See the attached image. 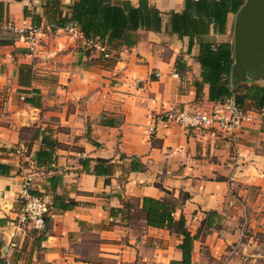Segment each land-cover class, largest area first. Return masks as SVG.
Returning <instances> with one entry per match:
<instances>
[{
  "label": "crops",
  "instance_id": "1",
  "mask_svg": "<svg viewBox=\"0 0 264 264\" xmlns=\"http://www.w3.org/2000/svg\"><path fill=\"white\" fill-rule=\"evenodd\" d=\"M75 1L0 0V21L60 25ZM142 1L160 32L109 42L45 30L33 54L0 35V264H264L263 121L231 138L169 120L212 102L198 44L165 30L186 0ZM235 14L205 37L230 44L232 63ZM27 177L52 199L40 231L18 220Z\"/></svg>",
  "mask_w": 264,
  "mask_h": 264
},
{
  "label": "trees",
  "instance_id": "2",
  "mask_svg": "<svg viewBox=\"0 0 264 264\" xmlns=\"http://www.w3.org/2000/svg\"><path fill=\"white\" fill-rule=\"evenodd\" d=\"M243 2L244 0H186L183 11L168 14L165 30L179 38L188 37L189 48L194 40L198 44L197 62L201 78L199 89L203 85L208 86L209 101L218 102L233 95L240 107L245 99L251 98L258 109L264 106L263 88L239 85L231 89L230 44H213L205 39L210 30L214 34H225L227 15L236 13ZM66 23L75 24L86 38L107 39L109 42L128 38L130 33L139 29L160 32L163 28L161 13L142 0L138 7H133L128 2L112 5L107 0H76L70 6L69 18L60 25H54L62 28ZM240 90L243 95L238 94L241 93ZM262 130L264 132V120ZM182 235L185 240L183 259L186 261L189 235L186 231Z\"/></svg>",
  "mask_w": 264,
  "mask_h": 264
},
{
  "label": "built area",
  "instance_id": "3",
  "mask_svg": "<svg viewBox=\"0 0 264 264\" xmlns=\"http://www.w3.org/2000/svg\"><path fill=\"white\" fill-rule=\"evenodd\" d=\"M45 30H60L70 36H76L79 33L75 24H67L62 28H58L55 25L24 26L17 25L10 20L0 21V35L14 36L17 42H21L30 54L35 53ZM99 50L105 54V57L108 56L104 49L99 48ZM159 76L160 74L157 73L156 77ZM132 83L136 92L140 93L142 90L141 81L135 79ZM167 118L186 130H214L217 133L235 138L236 134L246 125L264 120V107L256 110H247L237 104L234 96H230L222 101L212 102L208 109L203 111H170L167 113ZM16 153L21 155L22 151L17 150ZM30 183V177L25 178L22 183V191L20 193L21 210L18 220L26 228L40 231L45 226V218L51 210L52 199L50 195L44 193L31 194L29 192Z\"/></svg>",
  "mask_w": 264,
  "mask_h": 264
},
{
  "label": "water",
  "instance_id": "4",
  "mask_svg": "<svg viewBox=\"0 0 264 264\" xmlns=\"http://www.w3.org/2000/svg\"><path fill=\"white\" fill-rule=\"evenodd\" d=\"M233 88L264 80V0H244L233 24Z\"/></svg>",
  "mask_w": 264,
  "mask_h": 264
},
{
  "label": "rangeland",
  "instance_id": "5",
  "mask_svg": "<svg viewBox=\"0 0 264 264\" xmlns=\"http://www.w3.org/2000/svg\"><path fill=\"white\" fill-rule=\"evenodd\" d=\"M231 21H232V23L234 22V17L231 18ZM232 28H233V24H232ZM232 37H233V30L229 34L228 39L232 41Z\"/></svg>",
  "mask_w": 264,
  "mask_h": 264
}]
</instances>
